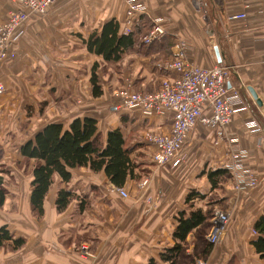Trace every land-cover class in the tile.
<instances>
[{"label": "crops", "instance_id": "0c3cea01", "mask_svg": "<svg viewBox=\"0 0 264 264\" xmlns=\"http://www.w3.org/2000/svg\"><path fill=\"white\" fill-rule=\"evenodd\" d=\"M126 1L58 0L44 16L30 20L8 49L0 67L6 87L0 96V141L6 151L1 164L7 171L8 193L0 208V227L7 226L14 238L26 243L18 252L2 249L0 264L160 263L161 252L174 244L176 217L186 209L192 190L206 196L196 208L216 203L229 214L230 223L224 242L212 247L201 246L193 232L188 253L205 264H264L252 244L254 223L264 212V130L247 126L255 120L264 128V0H139L145 14L136 40L143 43L142 37L156 22L167 35L151 45L137 44L120 62L107 63L89 52L83 39L112 20L123 28ZM15 9L0 0V22ZM242 11L247 13L245 20L231 18ZM181 43L186 46V61L202 68L219 64L215 48L219 49L221 63L231 69L228 88L240 92L248 111L234 116L221 140L198 125L185 147L184 162L176 168L158 167L151 159L155 149L144 138L149 132L169 133L172 114L146 118L140 109L121 108L120 93L155 92L169 77L156 64L177 58ZM96 64L101 97L93 96L91 83ZM84 118L97 120L105 137L120 129L144 178L128 179L121 188L129 197L123 198L104 172L73 169L69 183L57 177L46 196L44 216L38 218L31 206L34 161L19 150L50 123L68 126ZM235 147L248 151L246 166L256 172L258 187L238 191L226 174L213 190L205 169H221ZM144 180L149 181L147 186L138 188ZM62 188L78 200L59 214L56 198ZM214 196L215 201L210 199ZM81 201L84 209L79 211ZM82 246L88 247V255L81 252Z\"/></svg>", "mask_w": 264, "mask_h": 264}, {"label": "built area", "instance_id": "2783aa9c", "mask_svg": "<svg viewBox=\"0 0 264 264\" xmlns=\"http://www.w3.org/2000/svg\"><path fill=\"white\" fill-rule=\"evenodd\" d=\"M16 9L9 17L0 22V67L8 57V49L13 42H17L23 34V27L30 20L44 16L58 0H5ZM198 6L204 5L198 2ZM248 8V6H245ZM145 14L144 5L139 0L126 1V13L123 25V34H132L141 25ZM236 20H245L246 11L239 12L231 17ZM167 35L161 22L152 25L142 42L151 45ZM185 44H180L177 58L156 64V69L169 75L162 81L159 88L153 93L122 91L120 93L122 105L125 109H140L146 118L165 117L172 114L169 133L160 134L149 132L144 140L155 150L151 156L152 162L158 166L179 167L185 160V147L193 131L198 125H203L213 132L219 140L224 137L225 129L230 125L237 114L248 111V106L237 90L228 88L231 69L223 63L210 68H202L188 63L185 59ZM6 92L5 84L0 80V96ZM53 111L54 108H51ZM253 131H262L264 128L252 120L247 124ZM248 151L235 147L230 152L229 160L221 167L229 175L235 189L246 193L258 187L259 179L256 172L246 166ZM144 180L138 188L148 184ZM123 198L129 193L124 188H115ZM230 223L229 214L216 209L212 217V227L206 240L211 245H219L226 234ZM84 255L89 254L87 246L81 247ZM197 264H205L198 260Z\"/></svg>", "mask_w": 264, "mask_h": 264}, {"label": "trees", "instance_id": "16d2710c", "mask_svg": "<svg viewBox=\"0 0 264 264\" xmlns=\"http://www.w3.org/2000/svg\"><path fill=\"white\" fill-rule=\"evenodd\" d=\"M138 28L132 34L125 35L119 22L112 20L100 32L95 31L83 39V42L89 52L102 56L107 63H117L137 44L144 47L135 38ZM97 66L94 65L91 83L93 96L101 97L103 90L96 75ZM19 151L24 158L34 161L31 206L38 218L44 216V202L57 177L62 183H69L73 169L88 168L95 174L104 172L108 180L119 188L128 179L137 181L144 178L140 166L132 158V148L121 130L110 131L105 137L99 132L98 122L93 118L75 119L68 126L50 123L37 132L32 140L23 144ZM3 157L4 149L0 145V208L4 206L8 194L5 188L7 171L1 164ZM205 173L213 190L220 186V177L227 174L222 169ZM205 198L206 196L196 190L188 194L185 199L186 209L180 211L176 217L177 226L172 235L174 244L161 252L160 263L152 260L150 264H197L198 257L194 253H188V237L193 232L205 233L212 224L211 209L208 211L195 207L196 202ZM74 200H78V197L67 188L59 189L56 198L57 212L65 213ZM81 202L79 211L84 209V202ZM253 230L256 238L252 244L264 263V212L254 223ZM25 243L22 238H14L7 226L0 227V251L10 248L13 252H18Z\"/></svg>", "mask_w": 264, "mask_h": 264}, {"label": "rangeland", "instance_id": "374dc122", "mask_svg": "<svg viewBox=\"0 0 264 264\" xmlns=\"http://www.w3.org/2000/svg\"><path fill=\"white\" fill-rule=\"evenodd\" d=\"M154 23H152L151 24V27H152V25H153ZM151 29V28H150ZM0 145L2 146V148L4 149V154L6 153V151H5V148H4V145H3V143L0 141ZM13 147H15V146H13ZM205 171L206 172H209V171H214L212 168H206L205 169ZM8 180V179H7ZM12 182V181H11ZM210 199H212V200H216L217 199V197H211ZM216 203H212L211 205H207L206 206V210H210L211 212H212V217H213V214H214V211L216 210V209H221V210H223L221 207H219V206H216L215 205ZM211 223H212V219H211ZM229 226V225H228ZM211 227H212V224H211V226L206 230V231H204L205 233H201V234H198V233H195L194 235H195V237H196V239L198 238V239H201V246H207V247H212V246H215V245H211V244H209L208 242H207V240H206V237H207V235L209 234V232H210V230H211ZM228 229V228H227ZM227 232V231H226ZM226 235V234H225ZM224 238H225V236H224ZM224 242V239H223V241L220 243V244H222Z\"/></svg>", "mask_w": 264, "mask_h": 264}, {"label": "water", "instance_id": "95a60500", "mask_svg": "<svg viewBox=\"0 0 264 264\" xmlns=\"http://www.w3.org/2000/svg\"><path fill=\"white\" fill-rule=\"evenodd\" d=\"M215 53H216L218 62L221 63L222 59H221V55L219 53V49L218 48H215ZM248 91L251 94L252 98L256 101V103L259 106H262V102L258 99V97H257L256 93L254 92V90L252 88H248Z\"/></svg>", "mask_w": 264, "mask_h": 264}]
</instances>
